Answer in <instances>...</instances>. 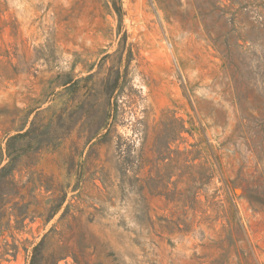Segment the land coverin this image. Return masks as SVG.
<instances>
[{
  "label": "rangeland",
  "instance_id": "374dc122",
  "mask_svg": "<svg viewBox=\"0 0 264 264\" xmlns=\"http://www.w3.org/2000/svg\"><path fill=\"white\" fill-rule=\"evenodd\" d=\"M26 130L0 264H264V0H0Z\"/></svg>",
  "mask_w": 264,
  "mask_h": 264
},
{
  "label": "trees",
  "instance_id": "16d2710c",
  "mask_svg": "<svg viewBox=\"0 0 264 264\" xmlns=\"http://www.w3.org/2000/svg\"><path fill=\"white\" fill-rule=\"evenodd\" d=\"M112 11L120 19L121 17L120 4H116L115 2H112ZM28 133L29 131L26 130L22 134L7 136L5 147L3 149L0 148V222L5 216L4 206L6 205L5 202L6 197L5 194L4 196L1 195V190H2L1 188L4 187L5 184H7L6 180L16 169V166L18 165L19 159L21 157L19 154L15 152L14 143L16 140L26 137ZM174 139L175 138H171V141H173ZM40 243L33 248L29 264H36L38 259L42 260L41 253L39 252V246L41 245Z\"/></svg>",
  "mask_w": 264,
  "mask_h": 264
}]
</instances>
